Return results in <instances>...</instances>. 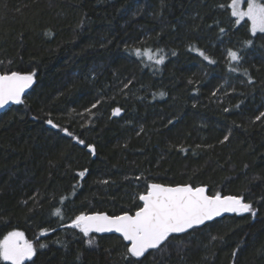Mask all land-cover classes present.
I'll list each match as a JSON object with an SVG mask.
<instances>
[{
    "label": "trees",
    "instance_id": "obj_1",
    "mask_svg": "<svg viewBox=\"0 0 264 264\" xmlns=\"http://www.w3.org/2000/svg\"><path fill=\"white\" fill-rule=\"evenodd\" d=\"M229 2L0 0V70L37 80L0 115V240L16 230L46 245L25 264H129L122 236L67 225L134 213L150 183L243 195L256 216L174 234L138 264H264V34L235 24Z\"/></svg>",
    "mask_w": 264,
    "mask_h": 264
},
{
    "label": "snow or ice",
    "instance_id": "obj_2",
    "mask_svg": "<svg viewBox=\"0 0 264 264\" xmlns=\"http://www.w3.org/2000/svg\"><path fill=\"white\" fill-rule=\"evenodd\" d=\"M220 7L224 8V5ZM227 7L230 10V16L235 18V24L250 22L249 31L252 36L257 33L264 34V0H230ZM220 31L224 32L225 29L221 28ZM244 43L250 46L252 41L247 40ZM135 55L141 58L146 57L148 61H154L156 64H163L166 58L162 49L154 51L138 48L135 50ZM199 55L209 63H215L203 51H199ZM227 55L233 62L238 63L242 59L239 52L235 50L229 49ZM230 71L235 72L237 69L230 68ZM35 77V71L22 73L16 70H0V109L5 108L10 102L24 103L25 91L32 86ZM160 95L165 94L160 93ZM96 107L97 104L92 105V108ZM120 113V108L113 109V115L118 116ZM261 117H264V112L255 119L260 120ZM47 123L58 127L51 119ZM62 130L72 135L68 129ZM224 139L227 140L228 136ZM77 141L81 145L85 144L82 139L77 138ZM86 147L91 154H95V145L89 144ZM86 172L87 169L81 171L79 176L83 178ZM138 199L143 204L138 206L134 213L124 211L120 215H109L95 212L89 215L82 212L72 218L71 224L67 227L78 229L85 237H89L93 232L120 233L123 240L129 242L125 252L129 264H138L140 258H143L149 250H157L165 246L174 234L186 233L224 213H250L253 217L256 216L253 205L246 202L243 195L222 196L219 192L209 194L206 186L194 187L191 184L171 186L150 183L147 185L146 192L140 194ZM55 215H61L59 208L55 210ZM47 234V229L42 230L41 235ZM87 244L91 246L95 244V240L88 239ZM44 247L46 245L43 243L37 244L28 240L21 231H9L0 240V260L8 264H25L26 260L36 256L38 248Z\"/></svg>",
    "mask_w": 264,
    "mask_h": 264
},
{
    "label": "water",
    "instance_id": "obj_3",
    "mask_svg": "<svg viewBox=\"0 0 264 264\" xmlns=\"http://www.w3.org/2000/svg\"><path fill=\"white\" fill-rule=\"evenodd\" d=\"M36 83H37V80H36V77L34 78V83L32 84V86L29 88V89H27L26 91H25V94H24V97H23V100L25 99V97L32 91V89L34 88V86L36 85ZM18 105H20V104H15V103H9L7 106H5V108H3V109H0V115L1 114H3V113H5L8 109H10L11 107H13V106H18ZM54 124V123H53ZM48 127H50V128H53V129H55L56 127H53L52 125H50V124H48ZM88 151H89V149H88ZM90 152V151H89ZM143 203V202H142ZM234 214H236V213H224L222 216H220V217H216V218H214L213 220H211V221H207L206 223H205V225L206 224H208V223H211V222H214L215 220H218V219H221V218H224V217H226V216H229V215H234ZM90 215V214H89ZM202 226H204V225H202ZM202 226H199V227H202ZM190 231V230H189ZM93 233H95V232H93ZM98 234H115V235H120L121 236V234L120 233H116V232H109V233H98ZM181 234H184V233H181ZM177 235H180V234H177ZM127 242V241H126ZM127 243H129V242H127ZM150 251V250H149ZM147 254V253H146ZM145 254V255H146Z\"/></svg>",
    "mask_w": 264,
    "mask_h": 264
},
{
    "label": "rangeland",
    "instance_id": "obj_4",
    "mask_svg": "<svg viewBox=\"0 0 264 264\" xmlns=\"http://www.w3.org/2000/svg\"><path fill=\"white\" fill-rule=\"evenodd\" d=\"M245 214V213H244ZM27 261H29V260H26L25 262H27Z\"/></svg>",
    "mask_w": 264,
    "mask_h": 264
}]
</instances>
